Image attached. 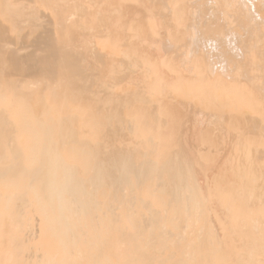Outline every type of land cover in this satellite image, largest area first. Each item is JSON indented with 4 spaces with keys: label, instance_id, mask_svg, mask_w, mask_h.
Returning a JSON list of instances; mask_svg holds the SVG:
<instances>
[{
    "label": "bare ground",
    "instance_id": "obj_1",
    "mask_svg": "<svg viewBox=\"0 0 264 264\" xmlns=\"http://www.w3.org/2000/svg\"><path fill=\"white\" fill-rule=\"evenodd\" d=\"M0 264H264V0H0Z\"/></svg>",
    "mask_w": 264,
    "mask_h": 264
}]
</instances>
